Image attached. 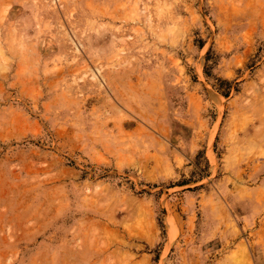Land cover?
Here are the masks:
<instances>
[{"label": "rangeland", "instance_id": "rangeland-1", "mask_svg": "<svg viewBox=\"0 0 264 264\" xmlns=\"http://www.w3.org/2000/svg\"><path fill=\"white\" fill-rule=\"evenodd\" d=\"M0 264H264V0H0Z\"/></svg>", "mask_w": 264, "mask_h": 264}]
</instances>
